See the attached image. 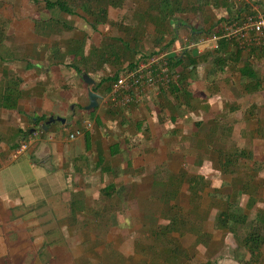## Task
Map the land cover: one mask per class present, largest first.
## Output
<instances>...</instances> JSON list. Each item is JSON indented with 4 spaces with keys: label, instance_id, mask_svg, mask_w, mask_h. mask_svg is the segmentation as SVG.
Returning a JSON list of instances; mask_svg holds the SVG:
<instances>
[{
    "label": "crops",
    "instance_id": "0c3cea01",
    "mask_svg": "<svg viewBox=\"0 0 264 264\" xmlns=\"http://www.w3.org/2000/svg\"><path fill=\"white\" fill-rule=\"evenodd\" d=\"M190 1L195 4L192 23L198 21L199 25L194 30L191 25L188 26L191 33L195 34L191 36L193 41L207 33L203 29L214 25L219 18L229 16V2H248L252 5L251 0H226V3L217 5L212 0ZM183 3L187 2L183 0ZM146 8L147 5L143 10L145 18ZM8 10L10 12H5ZM252 10L258 11L253 7ZM45 11L28 0H0V264L8 262L10 255L15 259L17 252L22 250L24 236L17 237L21 227L18 223L25 220V229L33 218H50L49 210H55L56 195L66 187V179H69L66 178V172L72 168L85 170L90 164L89 154L94 155V168L100 174L125 170L124 166L115 168L113 160L128 156L129 147L126 146H129V141L137 140V146L131 149L133 160L130 162L128 159L126 163L127 167L132 165L129 167L132 177L135 178L138 174L135 170H138L144 171L141 175V179H144L131 177V184L140 187L145 181L149 185L146 197L147 194L152 197L155 195L154 186L162 188L163 183L168 186V173H163L167 168L173 175L186 176L178 184L181 186L179 193H186L189 189L193 195H197L200 192L196 194L195 187L189 188L192 179L202 176V182L209 181L212 184V179L219 176L223 168L225 171L226 154L241 148L249 152L245 145L247 140L243 132L246 127L242 118H229L230 113L224 115L229 110H234L233 113L238 111L239 102L225 100L218 94L220 91L215 93L213 84H209L208 69L211 64L208 61H199L195 71L185 73L190 82L188 89L192 93L187 99L181 93L179 98H174L162 87H139L133 90V100L129 103L109 100L107 96L110 92L104 91L107 88L112 90L116 81L109 83L105 78L114 75L119 77L139 56L150 54L153 51L151 48L155 47L154 51L162 49L156 48L162 43H157L156 36L152 39V27L144 29L136 26L138 29H135L136 24L127 25L125 19L109 14L110 22L99 24L95 29L89 17L77 11L76 14L62 16L73 26L71 29L62 26L54 29L53 25L47 30L43 27L37 29V20L49 22L51 14ZM80 20L83 23L79 25ZM180 23L185 25L186 22ZM106 24L112 28L110 31L106 30ZM119 25L125 29L126 36L118 34ZM137 25L141 26L140 22ZM80 44L87 60L82 61L83 71L78 73L71 63L81 60ZM183 45L187 46L186 43ZM188 46L183 52L188 50L193 54H203L211 49L208 47L200 52ZM242 52L243 56L247 53ZM233 71L235 74L240 73L233 66L225 68L226 82L224 80L223 85L226 90L231 87L229 83H233L231 78L227 79ZM84 73L95 82L91 85L86 83ZM89 89L102 95L95 109L86 108L89 104ZM58 116L66 118L67 122L56 121L61 124H52V130H45L43 124H35L36 118ZM88 122H92V127L83 136L69 138L71 132L83 128ZM35 130L42 132L39 131L25 151L17 153L24 139ZM224 131L233 134L242 145L231 151L223 146L215 149L211 147L214 150H210L213 155L210 154L209 141L215 135L223 142L224 137L218 134H224ZM86 134L89 136L88 149ZM254 138H264V134H257ZM115 143H119L122 150L112 155L111 146ZM254 153L258 159V149ZM248 155L239 158L235 170L226 171L230 179L223 178V182L230 183L238 179L247 166L246 171L249 172V167L251 170V175L247 177L249 185L263 186V164L256 159H249ZM99 160L101 164L97 167ZM256 162L259 166L257 174H254ZM157 172L163 174L162 179L155 180ZM110 183L115 184L116 190L112 193L116 194L120 186L114 180ZM255 193L242 197L241 202L250 200L253 204L260 203L261 195ZM158 196L163 199L162 192ZM177 200L178 196L170 202L176 204V208ZM76 202L83 205L81 198L77 201L70 199V213L77 212L72 208ZM163 203H166L165 200ZM50 232L46 230L43 234Z\"/></svg>",
    "mask_w": 264,
    "mask_h": 264
},
{
    "label": "rangeland",
    "instance_id": "374dc122",
    "mask_svg": "<svg viewBox=\"0 0 264 264\" xmlns=\"http://www.w3.org/2000/svg\"><path fill=\"white\" fill-rule=\"evenodd\" d=\"M22 1L20 0V2ZM28 1L36 3L41 10H47L45 11L46 14H51L45 7L44 0ZM257 1L259 3L254 4L253 8L264 12V0ZM185 2H187L188 7L194 5L191 4L190 0H185ZM250 2L253 3L252 0ZM232 3L237 4L231 10L240 4L238 1ZM147 4L146 0H124L122 7L110 8L109 14L110 16L117 15L116 17L121 20L122 18L125 19L126 24H136L135 27L144 29H149L148 26L152 27L150 30L153 33L151 36L153 39L156 36L155 22L151 17L148 18L146 15L145 18L143 15L144 6ZM218 10L215 12L217 13ZM78 11L82 10L78 9ZM192 12L176 13L170 21L174 25L172 27L170 22H166L168 27L165 28V36L167 39L164 41L165 43L161 40L160 43L162 44L156 48H163L176 35V42H178H174L167 49H177V53L181 54L186 48L183 44L190 43L184 41L191 40V36L195 35L191 33L188 26L191 25L194 28L199 26L198 21L195 24L192 23V16H194ZM180 21L186 22L185 25H182ZM138 22L141 26L137 25ZM82 23L83 21L80 20L79 25ZM114 23L116 24V22ZM119 26L118 34L126 36L123 26ZM137 27L135 29H138ZM106 28L108 31L112 29L107 24ZM162 37L163 35L157 38L162 39ZM201 37L202 35L198 39ZM207 45L211 46L212 43L209 42ZM207 45L195 43V48L196 50H203ZM154 48L151 49L154 51ZM251 49L244 51L248 52ZM153 51L150 54H153ZM157 51L158 49L154 52ZM253 64L264 77V60L254 59ZM226 67L230 68L231 65ZM224 71L210 75L208 77L209 84L212 83L214 87L212 89L216 90L215 93L220 91L218 94L225 100L239 102L238 111L233 113L234 110L233 112L229 110L224 115L230 113L229 118L239 116L242 118L246 127V131L243 133L247 140L245 145L249 151L247 157L262 163L264 162V138L256 139L254 137L257 134H264V88L261 91L248 94L244 88L247 79L240 73L235 74L234 70V73L227 78L229 80L231 78L233 83H229L231 87L226 90L223 85V81L226 82ZM218 135L224 137V141L220 142L215 135L212 137L209 141L208 151L212 155L213 151L210 150L220 146L226 149L230 148L231 151L236 146L242 145L238 138H235L233 134H227V131ZM128 145L126 147H129L130 152H127L128 156H124L125 160L122 157L113 160L115 168L120 166L121 169L124 166L125 170L118 169V171L100 174V171L94 168V155L89 154L90 164L85 165V170L72 168L70 172H66V178L69 179H66V187L60 191V194L56 195L58 198H56L55 210H49L50 218H40L39 216L33 218L31 221L29 220L30 223L25 229V220L18 223L21 227L17 237L24 236L23 242H21L23 243L22 250L17 252L15 259L11 258L10 255L8 262L10 264L15 262L17 264H240L250 257V253L240 242L248 228L242 227L238 234H232L219 228L216 221L218 212L228 208L230 204L232 206L240 205L248 214L249 221H252L259 211L264 210V201H262L264 186L261 184L257 187L249 185L250 180L247 177L251 175L250 167L248 172L246 166L244 172L239 175L238 179L230 182L231 184L227 181L223 182V178L230 179L226 174L229 172L224 171L223 168L219 176L212 179V184H209V181L208 183H206L207 181L203 182L202 189L199 188L200 193L197 195H193L189 189L186 193H179L178 208L169 209V206L163 203V199L158 198L162 192L158 185L154 186L155 195L149 197L147 194L146 197L149 185L145 181L140 187L131 184L130 178L132 176L129 172L132 169L129 167L132 165L127 167L126 161L128 159L130 162L133 160L131 149L137 146V140L129 141ZM257 149L258 159L254 156ZM257 166L259 164L256 162L254 174H257ZM167 169L163 173H168L166 183L170 186L163 183V191H167L173 184L175 186L179 183L177 180H170V171ZM135 172L138 174L132 178L144 179H141L144 171L135 170ZM111 180H114L120 187L116 194L112 193L110 196H106L102 193V189ZM220 183L223 184L218 187ZM218 189H220L219 192H216ZM155 190L157 191L155 192ZM252 192H256L255 195L258 194L257 196L261 195L260 203L247 205L246 202H241L242 197L250 195ZM79 198L82 199L83 205L78 202L74 203L72 208L74 207L73 209L77 212L72 211L70 213V199L77 201ZM171 209L177 213L182 222L178 229L165 234L164 224L169 222V218H165V216ZM46 230L51 232L43 234ZM39 232H41L40 235ZM259 258L255 264H264V245Z\"/></svg>",
    "mask_w": 264,
    "mask_h": 264
},
{
    "label": "trees",
    "instance_id": "16d2710c",
    "mask_svg": "<svg viewBox=\"0 0 264 264\" xmlns=\"http://www.w3.org/2000/svg\"><path fill=\"white\" fill-rule=\"evenodd\" d=\"M37 2V0H34ZM147 8L145 13L148 18L151 17L154 20V24L156 26L155 33L156 38L158 36H162V39L157 38V43L161 42V40H165V28L168 27L166 22L172 21L173 16L176 13H186L188 11L194 10V5L190 7L187 4L183 3V0H146ZM211 1V0H210ZM45 7L51 12V17L49 22L46 20H37V29L43 27L44 30H47L51 25L53 28L55 27L71 29L73 26L68 24V21L62 18L63 14L73 15L76 14L78 9H81L91 21V25L93 28H97L99 24H104L110 21L109 19V10L110 8H120L124 4V0H44ZM197 2H199L197 0ZM212 3L223 4L226 3V0H212ZM259 3L257 0H253L252 5ZM214 4V5H215ZM236 4L230 3L228 4L229 16L221 17L214 25H211L207 29H203V32H215L219 29V26L222 22L227 21L229 19H239L243 15L247 13L255 14L257 11L252 10V5L248 2H241L238 7L231 10ZM243 13V14H242ZM170 26L172 27V22H170ZM194 30L195 28L192 27ZM176 37L174 36L162 49H167L172 46L175 42ZM162 41V42H163ZM128 47V45H126ZM79 52L81 53V60H74L71 65L81 73L83 71L82 61L87 60V56L84 55L82 44L78 46ZM159 51V50H158ZM155 53V52H153ZM183 53V54H182ZM178 56L173 57L169 60V69L171 72H177L178 78L174 81H171L169 86L166 88L162 87L164 90H168L169 94L174 98H179L180 93L187 99V96H191L192 93L188 89L189 83L186 79L185 73L190 71L193 72L196 69V66L199 61H208L211 66L208 69V75H214L217 72H221L225 70L227 65H231L239 70L241 75L247 79L245 83V92L248 94L255 93L261 91L264 88V77L253 64V60L263 59L264 60V47L252 48L250 51L243 56L242 49L238 48L235 42L221 41L220 47L218 49H210L204 52L203 54H193L191 51L186 50L182 52ZM150 54L139 56L130 67L136 65L141 59L147 57ZM129 67V68H130ZM190 67H193L189 70ZM180 68L181 70H179ZM118 75L109 76L104 80L111 83L112 81H116ZM100 85V84H98ZM97 88V86H96ZM110 88H107L104 92H110ZM179 95V96H178ZM50 118H36L35 124L42 125L47 123ZM61 124L60 122H49L48 130H52V124ZM86 148L90 147L89 145V136L86 134ZM237 149L239 147H236ZM235 150L232 153H228L225 155V171L235 170V166H237L239 162V158L247 155L246 150ZM121 146L119 143H115L111 146V154L115 155L119 151H121ZM101 161L97 163V167H99ZM263 164V173H264V162ZM232 172V171H231ZM162 173V172H161ZM163 175L160 172H157L155 175L156 179H162ZM168 180V177H166ZM170 180H177L179 183L183 182L186 178L184 174L180 176L173 175L169 173ZM203 177L197 176L195 179H192V182H189V188H194L195 193L199 191V188L202 189L203 186ZM178 183V184H179ZM193 183V184H192ZM158 184V183H157ZM156 184V185H157ZM173 184L172 187H169L167 191H163L162 195L163 200H165V205L169 206V209H175L176 204L170 203L173 199H175L180 192V185ZM170 186V185H168ZM263 186H264V178H263ZM116 190V186L114 183H110L102 189V193L109 196L113 191ZM253 202L248 200L247 205H251ZM170 210L166 213L167 216L165 218H169V222L164 224L165 234L171 233L179 228L182 221L178 217L177 213ZM177 209V208H176ZM217 226L221 229L227 230L232 234H238L240 228L246 227L248 228L244 237L241 239V245L244 246L247 251L250 253V257L242 261L240 264H255L258 259H260V253L262 250V246L264 245V210H261L257 213V216L249 221L248 214L243 210L240 205L232 206L231 204L228 208H224L223 210L218 212L216 216ZM163 228V226H162ZM4 264H10L5 262Z\"/></svg>",
    "mask_w": 264,
    "mask_h": 264
},
{
    "label": "built area",
    "instance_id": "2783aa9c",
    "mask_svg": "<svg viewBox=\"0 0 264 264\" xmlns=\"http://www.w3.org/2000/svg\"><path fill=\"white\" fill-rule=\"evenodd\" d=\"M235 42L242 51L264 47V12L245 14L239 19H229L220 24L219 29L202 35L197 41L186 40L188 47H195V43L207 45L204 49H218L221 41ZM187 46H185L187 48ZM203 49V50H204ZM199 50V49H198ZM200 52L202 50H199ZM177 49H160L159 51L141 59L133 67L125 69L117 78L107 99L129 103L133 100V90L139 87L159 88L169 86L171 81L178 78V73L171 72L169 60L178 56ZM92 127V122L85 124L83 128H78L69 134L70 139L83 136ZM39 131L35 130L28 138L24 139L17 148V153L25 151L30 142L35 140Z\"/></svg>",
    "mask_w": 264,
    "mask_h": 264
},
{
    "label": "water",
    "instance_id": "95a60500",
    "mask_svg": "<svg viewBox=\"0 0 264 264\" xmlns=\"http://www.w3.org/2000/svg\"><path fill=\"white\" fill-rule=\"evenodd\" d=\"M83 79L85 80L86 83L88 84H93L95 80L90 77L88 74L84 73L83 74ZM88 97H89V104L86 106L87 109H95L99 106V100L102 98V95L97 93L96 91L89 89L88 91ZM56 121H61L62 123H66L67 120L64 117H51L50 120L42 125V128L45 130H48V123L49 122H56Z\"/></svg>",
    "mask_w": 264,
    "mask_h": 264
}]
</instances>
